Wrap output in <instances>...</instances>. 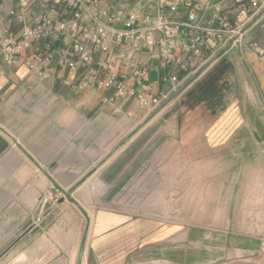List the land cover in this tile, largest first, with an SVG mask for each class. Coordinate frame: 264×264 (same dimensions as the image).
Here are the masks:
<instances>
[{
	"label": "crops",
	"instance_id": "obj_1",
	"mask_svg": "<svg viewBox=\"0 0 264 264\" xmlns=\"http://www.w3.org/2000/svg\"><path fill=\"white\" fill-rule=\"evenodd\" d=\"M258 1L254 16L229 3L231 21L245 27L240 40L226 48L232 39L223 46L211 41L189 61L179 51L184 64L175 65L141 48L138 58L149 67L146 84L151 88L149 102L142 104L132 96L107 103L112 90L80 86L91 73L79 63L74 44L92 46L84 37L88 22L64 38L60 22L69 11L61 5L44 24L42 37L15 63H7V34L33 24L42 4L23 10L19 0H0V264H74L84 216L63 195L58 201L45 199L52 192L71 190L91 219L92 212L108 210L97 206L100 198L115 196L142 171L144 159L125 156L134 143L132 134L161 116L171 119V172L179 174L186 165L188 196L210 199L187 208L193 223L186 252L177 248L178 227L156 223L148 239L139 228L142 242L159 247L139 253L138 264H264V0ZM145 5L144 0H100L97 12L116 30L123 24L111 21L110 15ZM188 9L181 3L177 11L166 7L164 13L185 20ZM199 16L210 24L209 12ZM91 51L97 76L105 77L109 66L122 77L129 73L121 57L125 45ZM66 52L78 64L68 66L62 59ZM38 54L45 58L40 66L53 69L49 76L30 69L28 60ZM154 97L159 98L157 105ZM155 148L154 158L162 163L163 147L155 142ZM96 222L97 228L109 230L117 220L111 225ZM163 241L171 242L170 251L161 252Z\"/></svg>",
	"mask_w": 264,
	"mask_h": 264
},
{
	"label": "built area",
	"instance_id": "obj_2",
	"mask_svg": "<svg viewBox=\"0 0 264 264\" xmlns=\"http://www.w3.org/2000/svg\"><path fill=\"white\" fill-rule=\"evenodd\" d=\"M145 7L142 10H131L125 14L110 15L107 11L102 13L110 15L111 21H120L123 27L111 30L106 23H103L97 10H100V0H19L20 6L26 10L34 3L40 2L42 10L35 17L34 23L29 24L20 32H9L5 38L3 54L6 62L15 63L21 53L29 49L36 38L43 35V26L57 15L58 5L66 8L68 16L60 22V31L66 38L71 30H79L85 27L84 37L90 43L89 47L84 42L74 44V50L79 53V63L91 74L80 86L104 87L112 90L106 96L107 103L114 102L122 96L137 97L142 104L149 102L148 93L150 86L146 84L149 67L138 58V51L147 47L154 50L152 58L160 59L164 64H184L177 52L183 51L186 54V61L200 56L205 47L210 46L211 41L223 46L228 40L234 42L240 40L244 22L233 23L229 16V3L241 7L242 12L252 16L260 10L258 0H201L194 3L193 0H144ZM183 3L189 9L187 19H176L164 13L167 7L170 11L178 10ZM209 12L211 14L210 24H203L199 13ZM125 45V52L121 57L130 68L125 76H120L113 66L106 70L105 77L97 76L92 69L94 55L92 49L110 51L114 46ZM44 56L38 54L28 60L30 69L37 75L46 77L53 73V69L44 70L40 64ZM63 61L68 66L78 64L73 59H67V52L63 54ZM173 80H177L174 76ZM154 105L159 103V98L152 99ZM63 194L52 192L47 200L58 201Z\"/></svg>",
	"mask_w": 264,
	"mask_h": 264
},
{
	"label": "rangeland",
	"instance_id": "obj_3",
	"mask_svg": "<svg viewBox=\"0 0 264 264\" xmlns=\"http://www.w3.org/2000/svg\"><path fill=\"white\" fill-rule=\"evenodd\" d=\"M168 125H171L169 116H161L156 120L152 117L140 134H132L130 139H133L134 143L126 150L125 156L144 159L141 174L129 181L124 190L116 191L115 196L100 198L97 206L109 209L92 212L84 259L86 264H138L139 253L155 252V247H159L149 240L145 242L146 244L142 242L143 240L138 237V230L139 228L141 231L146 230L148 239L156 223L161 224L163 228L178 227L177 248L179 252H186L185 238L188 228L193 223V214H188L187 208L193 204L196 207L202 205L204 200L209 201L210 198L188 196L186 165L180 168L179 174L171 172L169 158L171 135ZM155 142L163 147L162 163L160 159L154 158L157 149ZM195 215L197 216V213ZM188 216H191V219H188ZM96 221L108 222L109 225L115 222L116 227L109 230L97 228ZM171 246V242L163 241L161 252L170 251ZM106 254H110L109 257L103 256ZM146 264L170 263L147 261Z\"/></svg>",
	"mask_w": 264,
	"mask_h": 264
},
{
	"label": "water",
	"instance_id": "obj_4",
	"mask_svg": "<svg viewBox=\"0 0 264 264\" xmlns=\"http://www.w3.org/2000/svg\"><path fill=\"white\" fill-rule=\"evenodd\" d=\"M263 12H264V10H263ZM259 16H260V14H258V16L254 20H256ZM233 41H234V39L229 41L225 45V48L228 47L229 45H231L233 43ZM218 55L216 57H218ZM199 73H200V71L197 72V74H199ZM197 74H196V76H197ZM187 84H184L182 86L181 90H183L187 86ZM62 192H63L64 198H66L69 202L73 203L79 209V211L82 213V215L84 216V219H85V225H84V229H83V233H82V237L80 240V244H79L77 256H76V261H75V264H83L84 259H85V254H86V247H87V241H88L90 224H91V216L87 212V210L72 196L71 190H68V191L63 190Z\"/></svg>",
	"mask_w": 264,
	"mask_h": 264
}]
</instances>
